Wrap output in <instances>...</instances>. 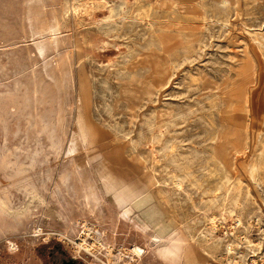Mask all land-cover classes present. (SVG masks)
Here are the masks:
<instances>
[{"label": "rangeland", "instance_id": "1", "mask_svg": "<svg viewBox=\"0 0 264 264\" xmlns=\"http://www.w3.org/2000/svg\"><path fill=\"white\" fill-rule=\"evenodd\" d=\"M0 200V264H264V0H0Z\"/></svg>", "mask_w": 264, "mask_h": 264}, {"label": "flooded vegetation", "instance_id": "2", "mask_svg": "<svg viewBox=\"0 0 264 264\" xmlns=\"http://www.w3.org/2000/svg\"><path fill=\"white\" fill-rule=\"evenodd\" d=\"M46 256L48 264H89L83 257L71 254L59 244L49 245Z\"/></svg>", "mask_w": 264, "mask_h": 264}, {"label": "bare ground", "instance_id": "3", "mask_svg": "<svg viewBox=\"0 0 264 264\" xmlns=\"http://www.w3.org/2000/svg\"><path fill=\"white\" fill-rule=\"evenodd\" d=\"M230 1L231 0H218V2L222 5V6H228L229 5V3H230ZM54 17V16H53ZM46 25V24H45ZM56 25V24H55ZM258 40V39H257ZM121 75V74H120ZM48 77H50V75L48 76ZM52 78V77H51ZM42 100V99H41ZM47 100V99H46ZM46 100H44L43 102H45ZM50 102V101H49ZM51 103V102H50ZM43 104V103H42ZM45 104V103H44ZM47 118V117H46ZM166 131V130H165ZM131 144V143H130ZM166 150V149H165ZM261 158V157H260ZM187 161V160H186ZM105 171V170H104ZM103 171V172H104ZM112 175V174H111ZM110 177V176H109ZM112 178V177H111ZM113 182V181H112ZM4 192V191H3ZM7 193V192H6ZM6 197V196H5ZM0 210H2L3 212H5V213H9L10 214V212H16V213H20V212H17L16 210H13L11 207H10V205H8L7 203H5L4 201H2V200H0ZM15 214V213H14ZM13 214V215H14ZM15 216H17V215H15ZM21 219V218H20ZM20 222V221H19ZM83 233H84V235L85 236H88V237H91L90 235H89V231H83ZM64 235V234H63ZM70 241V240H69ZM85 241V240H84ZM102 242V241H101ZM101 242H98V246L100 247L102 244H101ZM73 243V242H72ZM79 245V244H78ZM84 245V243L82 244L81 243V246L85 249V250H87V251H91V249H93V247L89 244L87 247H84L83 246ZM143 252V249L142 248H139V247H132L131 249H130V251H129V253L131 254V255H133V256H135L136 258H138V257H140V255H141V253ZM145 254V253H144Z\"/></svg>", "mask_w": 264, "mask_h": 264}]
</instances>
